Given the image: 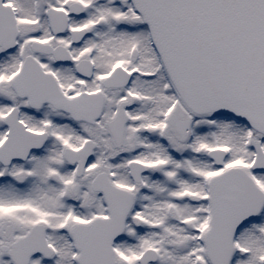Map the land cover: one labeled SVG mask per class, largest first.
Masks as SVG:
<instances>
[{
    "label": "snow or ice",
    "instance_id": "6c2138e0",
    "mask_svg": "<svg viewBox=\"0 0 264 264\" xmlns=\"http://www.w3.org/2000/svg\"><path fill=\"white\" fill-rule=\"evenodd\" d=\"M0 264H264V0H0Z\"/></svg>",
    "mask_w": 264,
    "mask_h": 264
}]
</instances>
